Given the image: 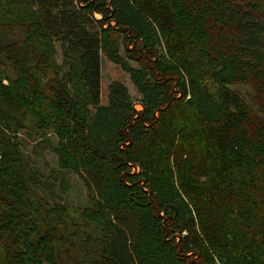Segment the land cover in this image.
Segmentation results:
<instances>
[{"label": "trees", "instance_id": "1", "mask_svg": "<svg viewBox=\"0 0 264 264\" xmlns=\"http://www.w3.org/2000/svg\"><path fill=\"white\" fill-rule=\"evenodd\" d=\"M101 55L139 98L113 81L101 104ZM25 134L88 207L55 202ZM0 244L7 264H264L259 0H0Z\"/></svg>", "mask_w": 264, "mask_h": 264}, {"label": "rangeland", "instance_id": "2", "mask_svg": "<svg viewBox=\"0 0 264 264\" xmlns=\"http://www.w3.org/2000/svg\"><path fill=\"white\" fill-rule=\"evenodd\" d=\"M259 3L262 4L264 9V0H259ZM159 23H163V21L157 20ZM162 42V49H165L164 41ZM57 45V52L55 54V58L58 63L62 61V51L60 48V43ZM130 47V46H129ZM132 48V47H130ZM123 53V50H121ZM130 65L132 67H138L137 63L134 61H130ZM119 81L123 83L129 90V93L134 98H139L140 94L136 91L135 86L130 80L128 74L123 71L120 66L114 64L109 61L104 55H101V70H100V101L101 104L108 103V87L111 82ZM245 91V89H242ZM190 95H187L189 98ZM137 109H141L140 104H136ZM27 137H26V136ZM23 135L26 139L25 151L28 155V159L31 161V165L37 169H39L43 175V181L46 183H55V187L53 189L49 188V191L54 192L56 201L55 202H68L73 206H79L81 208L88 207L90 202L88 200V192L83 183V181L79 178V176L73 173L70 170L61 171L57 166V155L50 148L45 149L43 151L38 150V153L41 152L40 156H34L31 151L32 148V138H30L27 134ZM33 137L35 135L31 134ZM29 137V138H28ZM52 143L56 144V139L52 138ZM35 144V143H34ZM52 175L55 177L51 180ZM64 178L66 188L60 184L61 179ZM49 193V192H48ZM4 249L0 244V264H7L4 260ZM77 264V263H76Z\"/></svg>", "mask_w": 264, "mask_h": 264}, {"label": "flooded vegetation", "instance_id": "3", "mask_svg": "<svg viewBox=\"0 0 264 264\" xmlns=\"http://www.w3.org/2000/svg\"><path fill=\"white\" fill-rule=\"evenodd\" d=\"M100 256H101V254H100Z\"/></svg>", "mask_w": 264, "mask_h": 264}, {"label": "bare ground", "instance_id": "4", "mask_svg": "<svg viewBox=\"0 0 264 264\" xmlns=\"http://www.w3.org/2000/svg\"><path fill=\"white\" fill-rule=\"evenodd\" d=\"M162 37V36H161Z\"/></svg>", "mask_w": 264, "mask_h": 264}]
</instances>
